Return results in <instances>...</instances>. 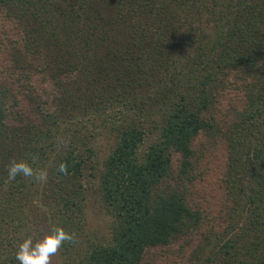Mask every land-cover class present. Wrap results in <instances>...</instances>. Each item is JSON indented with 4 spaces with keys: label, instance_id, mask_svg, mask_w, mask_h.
<instances>
[{
    "label": "trees",
    "instance_id": "16d2710c",
    "mask_svg": "<svg viewBox=\"0 0 264 264\" xmlns=\"http://www.w3.org/2000/svg\"><path fill=\"white\" fill-rule=\"evenodd\" d=\"M3 13L22 37L0 43V264L56 227L76 236L65 264H264V0H0ZM106 129L112 222L96 240L83 178ZM212 156L218 207L200 198ZM13 160L46 178L10 181Z\"/></svg>",
    "mask_w": 264,
    "mask_h": 264
},
{
    "label": "rangeland",
    "instance_id": "374dc122",
    "mask_svg": "<svg viewBox=\"0 0 264 264\" xmlns=\"http://www.w3.org/2000/svg\"><path fill=\"white\" fill-rule=\"evenodd\" d=\"M3 19H0V43H4L7 45V48L10 52V45L12 42L17 39L22 37V32L18 29V22L14 20L12 17H8L3 13V16H1ZM15 43V42H14ZM7 52L3 55L8 54ZM7 58V57H6ZM10 59V58H9ZM26 60V59H25ZM31 62H37L35 59H30ZM39 62V61H38ZM60 126L65 129L66 124L63 122H59ZM66 131H63V133H66ZM99 138L97 137V144H96V149L98 152V157L96 160L93 162L89 163L90 169L86 171V174L83 178V183L84 187L86 189V216H87V221H86V226H85V232L86 235L89 239H100V240H105L110 236V231H111V222L112 218L107 212V208L105 206V203L101 197L100 191H99V186H100V173L101 170L103 169L104 161L110 154V152L114 148V138H113V133L111 130L106 129L103 132ZM64 135V134H63ZM61 136V137H60ZM59 138L62 139L63 136L60 135ZM158 137L157 132H153L150 134L146 141L142 144L140 148V157H143L145 154V151L147 148L156 142ZM203 140L201 143L198 144L199 148H203L204 152L208 155L210 154L211 147L205 148V145L210 146L211 141L209 138L204 136L202 137ZM202 149V150H203ZM216 151H220L217 150ZM200 153V152H199ZM221 156V154L219 155ZM175 159H177V156H174ZM213 160H210L209 164H202L201 160L198 163V168L200 170H203L205 172V179H203V185L206 186L208 189L207 193L200 191V198L207 199L211 201L213 204L212 207H218V191L220 190V187L218 185L215 188H208L209 187V181L208 178L211 175H215L216 171H218L221 166L223 165L222 162V157L221 158H213ZM201 162V163H200ZM206 193V194H205ZM49 230V227H48ZM45 231V235L47 234V231ZM181 243V241L175 243L176 246ZM51 264H65L63 256L58 250V252L52 257L51 259Z\"/></svg>",
    "mask_w": 264,
    "mask_h": 264
},
{
    "label": "clouds",
    "instance_id": "9594fccd",
    "mask_svg": "<svg viewBox=\"0 0 264 264\" xmlns=\"http://www.w3.org/2000/svg\"><path fill=\"white\" fill-rule=\"evenodd\" d=\"M61 171H64L61 167ZM18 176L31 177L36 180L46 178L43 172L37 174L26 161L13 160L8 167V179L15 181ZM74 233L65 231L62 227L54 228L42 239L33 241L32 237L24 239L17 247L16 260L19 264H51L52 257L67 242L75 243Z\"/></svg>",
    "mask_w": 264,
    "mask_h": 264
}]
</instances>
